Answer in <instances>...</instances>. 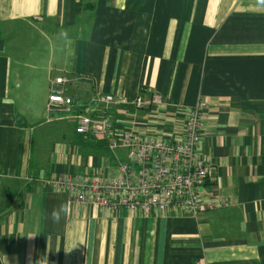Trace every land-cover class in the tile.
I'll list each match as a JSON object with an SVG mask.
<instances>
[{
	"label": "crops",
	"instance_id": "1",
	"mask_svg": "<svg viewBox=\"0 0 264 264\" xmlns=\"http://www.w3.org/2000/svg\"><path fill=\"white\" fill-rule=\"evenodd\" d=\"M70 79L71 111L48 112ZM105 139L76 134L92 98ZM205 103V196L194 216L79 204L47 181L112 178L127 134L175 140ZM97 112L91 113L95 116ZM55 214V219H54ZM0 264H264V0H0Z\"/></svg>",
	"mask_w": 264,
	"mask_h": 264
},
{
	"label": "built area",
	"instance_id": "2",
	"mask_svg": "<svg viewBox=\"0 0 264 264\" xmlns=\"http://www.w3.org/2000/svg\"><path fill=\"white\" fill-rule=\"evenodd\" d=\"M70 79L61 76L51 86L48 112L71 111L73 98L67 95L66 85ZM91 103H100L104 110L86 108L85 114L76 117V134L105 139L110 133L111 123L106 114L110 106L133 104L141 109L150 106L157 110L163 104L157 93L138 96L130 102L126 98H115L112 94L98 95ZM205 103L186 108L182 121V131L178 139L164 140L147 136L127 134L124 139L113 138L109 148L128 149V162H119L116 174L106 180L99 173L87 174L75 181L70 176L54 178L46 183L56 191L65 192L79 204H93L104 208H125L134 212H161L180 209L197 215L202 211L220 209L229 205L221 198H207L205 187L210 178L211 164L199 155L203 140ZM97 112L95 116L91 113ZM1 257V254H0Z\"/></svg>",
	"mask_w": 264,
	"mask_h": 264
},
{
	"label": "clouds",
	"instance_id": "3",
	"mask_svg": "<svg viewBox=\"0 0 264 264\" xmlns=\"http://www.w3.org/2000/svg\"><path fill=\"white\" fill-rule=\"evenodd\" d=\"M54 219H55V214H54Z\"/></svg>",
	"mask_w": 264,
	"mask_h": 264
}]
</instances>
